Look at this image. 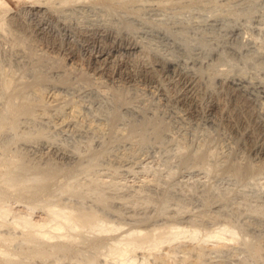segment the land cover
<instances>
[{
  "label": "rangeland",
  "instance_id": "374dc122",
  "mask_svg": "<svg viewBox=\"0 0 264 264\" xmlns=\"http://www.w3.org/2000/svg\"><path fill=\"white\" fill-rule=\"evenodd\" d=\"M8 1L6 20L15 19L0 28V172L47 184L41 200L121 229H70L75 239L60 240L73 251L51 261L112 264L107 245L136 229L166 241L137 249L138 262L264 264V152H250L228 124V116L239 122V99L226 89L248 86L239 104L263 142L264 0H82L57 2L50 14ZM102 30L139 46L109 59L113 75L92 68L113 45L93 37ZM27 103L30 114L9 108ZM178 227L198 233L168 241ZM225 227L234 239H205Z\"/></svg>",
  "mask_w": 264,
  "mask_h": 264
},
{
  "label": "bare ground",
  "instance_id": "6f19581e",
  "mask_svg": "<svg viewBox=\"0 0 264 264\" xmlns=\"http://www.w3.org/2000/svg\"><path fill=\"white\" fill-rule=\"evenodd\" d=\"M18 1L30 3V5L28 6L29 8L28 10L31 13L50 14L51 9L54 8L53 5L55 6L57 2H59V4L62 5V4H67V3L70 4L69 2H72V1H82V0H18ZM133 1H138V0H132L131 2ZM129 2L130 1H128V3ZM10 9H11V5L8 0H0V28L2 30L7 20L11 22L15 19L14 16H11L10 18H7L6 20V17H8L6 15L10 11ZM93 37L101 41L110 40L113 43V45L110 47V50L106 51L105 53L104 52L100 53L98 56L94 58L93 63H92L93 70L96 73H100L103 75H110V74L113 75L114 70L113 71L110 70V67H109V59L113 55H115L116 53H133V52H137L139 49L138 44L133 42L132 40H129L128 38H124V37H118L113 34L105 33L103 32V30L98 31V32L96 31ZM156 66L157 68H159V70H161L164 73L173 71V65L162 66L160 64H156ZM142 72L146 73L147 75L151 73L149 69H144V71ZM128 74L134 76V73L128 72ZM153 78H156V76L155 77L153 76ZM183 78H185L184 82L186 81V83H188L189 85H194L195 81L193 82V80H190L187 77H183ZM10 84L6 82L4 85L6 87ZM242 86H243L242 82H239V83L230 82L226 86L228 94L232 96L233 98L235 97L234 99L236 100L239 99L238 100L239 103L242 102L240 101L241 100L240 94H241ZM244 88L246 89L248 88V86ZM179 100L181 99H178L177 101ZM20 103L22 104V102ZM239 103L238 105L237 104L235 105L237 107L235 108L238 110L239 122H236L235 119L232 118L234 116H231V117L228 116L227 118L228 124L231 126V128L236 130L243 138H246L250 152L257 153V154L263 153L264 152V141L262 142L260 140L261 137L259 139L258 138L259 136H257L256 131L258 128H256L257 126L255 127V125L253 124L251 120L252 116L250 117V115L252 114H250L251 112L247 109L244 103L243 104H239ZM215 107H216V110L219 109L220 112L221 111L225 112L224 110L225 108L220 107L217 104L215 105ZM9 108L12 111L13 115H18L22 113L30 114V111H31V107L28 106V103L26 105L24 104V105H18V106L11 105ZM3 122L4 121H0V129L4 124ZM10 163L11 164H8L9 166L15 164V163L13 164V162L11 161ZM3 164H4L3 167H5V163L2 162V165ZM1 169L2 168H0V170ZM10 174L8 173L1 174L0 172V264H59L60 262L58 263L54 260L51 261V257L55 256V254L57 253H61V252L66 253L67 251H73L72 249H74L73 248L74 246H72L69 243L72 242L71 238L75 239L76 235H71L72 233L68 230L70 229L75 230L76 228L79 229L81 227H90L92 228V230H94V232L95 231L99 232L98 234H100V232L112 233V232L121 230L120 225L119 226H116V225L109 226L105 224L104 222H102L95 212H83L79 210L77 211L75 209L63 208L62 206L61 207L57 206L58 204L55 205L54 203L49 202L47 198L46 200L44 199L41 200L42 198L41 195L42 194L46 195V192H48L47 184L46 185L33 184L31 186L26 185L25 183H22L19 177L17 178L16 176H13L12 172ZM20 202L21 203L23 202L24 204H26V207H25V210L21 209L17 211L14 205ZM38 208L45 210V213L43 212L45 214V217H42V218L40 217L41 219L40 218L36 219L35 213ZM178 228H176V231L173 232L172 236L168 238V241H172L175 239L178 240V238L180 237L182 238L183 236L185 237L186 233L188 232L191 234L190 236H192V238L195 239V236L198 233L196 229L190 232V231L185 230L184 228L182 229L181 228L178 229ZM230 229L231 228L225 227V228L219 229L218 231L214 230L210 234H206L205 237L207 238L205 239L206 240L208 239L209 241L212 239L219 240L223 238V236L226 237L227 235L225 236V234L227 233H229L232 238L233 237L235 238L236 234L234 230L232 231ZM135 230H132V232L130 233L127 232V235L122 236V238L115 237L114 240L111 242L113 244L109 242L110 244L107 245V247L109 248L108 249L109 253L113 256L112 261L115 260L116 262V263L115 262L113 263L115 264H147L148 260L138 262L136 258L134 257V255L132 254L136 252L137 249H149L150 251H153V250L155 251L157 249H160L162 244L166 242L165 240H162L159 238H152V236H149V235H143L142 237L141 236L138 237L139 235L138 236L136 235L139 231L135 235V232H136ZM62 238L63 239L69 238L71 240H69L70 241L69 243L68 242L63 243V241L60 240ZM164 259L166 258H163V262H164ZM93 261L94 259L88 262H90V264H95ZM88 262L87 264H89ZM107 264H109V262ZM183 264H188V263H186L185 261V263L183 262ZM190 264H201L200 256L197 257L196 260Z\"/></svg>",
  "mask_w": 264,
  "mask_h": 264
}]
</instances>
